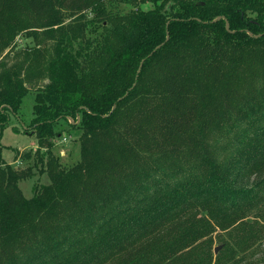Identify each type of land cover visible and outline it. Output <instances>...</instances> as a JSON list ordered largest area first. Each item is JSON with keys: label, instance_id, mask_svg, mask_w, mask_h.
I'll use <instances>...</instances> for the list:
<instances>
[{"label": "trees", "instance_id": "1", "mask_svg": "<svg viewBox=\"0 0 264 264\" xmlns=\"http://www.w3.org/2000/svg\"><path fill=\"white\" fill-rule=\"evenodd\" d=\"M123 1L0 0V128L50 179L0 144V264L264 262V0Z\"/></svg>", "mask_w": 264, "mask_h": 264}, {"label": "rangeland", "instance_id": "2", "mask_svg": "<svg viewBox=\"0 0 264 264\" xmlns=\"http://www.w3.org/2000/svg\"><path fill=\"white\" fill-rule=\"evenodd\" d=\"M132 7L148 9L152 7V4L150 1L142 2L140 0H133L131 3H125L124 1L120 3V8H124V10ZM34 44L35 40L33 38H23V36H20L17 38L14 50L23 49ZM32 99V95H27L25 98L26 102L21 108L20 115L25 122L32 116ZM63 126L64 129L61 130L62 132L54 139L53 149L63 163L70 164L78 158L80 151L78 131L71 129L67 124ZM31 129H24L23 123L13 114L10 116L7 127L3 130L0 128V144L4 145L3 156L5 160L16 168L20 167L25 169L29 167L30 173L19 181V185L27 197L33 195V189L36 184L48 183L50 181L46 163H41L34 157L38 143ZM45 149L41 148V151ZM28 151L31 154L29 161L22 159L24 158V153ZM41 155H43L42 152ZM255 264H264V262H256Z\"/></svg>", "mask_w": 264, "mask_h": 264}, {"label": "water", "instance_id": "3", "mask_svg": "<svg viewBox=\"0 0 264 264\" xmlns=\"http://www.w3.org/2000/svg\"><path fill=\"white\" fill-rule=\"evenodd\" d=\"M220 18H223V16H218L216 19H220ZM226 28L229 29V22L227 20H226ZM249 33L252 34V32H249ZM167 38H168V36H167ZM140 67H141V65H140ZM139 70H140V68H139ZM219 248H220V245L216 246L215 249H214V252L217 253Z\"/></svg>", "mask_w": 264, "mask_h": 264}]
</instances>
